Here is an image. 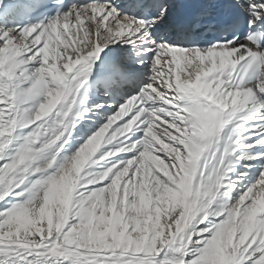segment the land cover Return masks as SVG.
Instances as JSON below:
<instances>
[{"label": "snow or ice", "instance_id": "obj_1", "mask_svg": "<svg viewBox=\"0 0 264 264\" xmlns=\"http://www.w3.org/2000/svg\"><path fill=\"white\" fill-rule=\"evenodd\" d=\"M0 264H264V0H0Z\"/></svg>", "mask_w": 264, "mask_h": 264}, {"label": "bare ground", "instance_id": "obj_2", "mask_svg": "<svg viewBox=\"0 0 264 264\" xmlns=\"http://www.w3.org/2000/svg\"><path fill=\"white\" fill-rule=\"evenodd\" d=\"M135 127V126H134Z\"/></svg>", "mask_w": 264, "mask_h": 264}]
</instances>
